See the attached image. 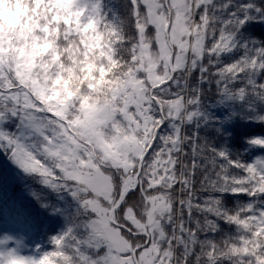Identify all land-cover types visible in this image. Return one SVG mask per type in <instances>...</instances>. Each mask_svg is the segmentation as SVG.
Segmentation results:
<instances>
[{
	"label": "snow or ice",
	"instance_id": "snow-or-ice-1",
	"mask_svg": "<svg viewBox=\"0 0 264 264\" xmlns=\"http://www.w3.org/2000/svg\"><path fill=\"white\" fill-rule=\"evenodd\" d=\"M0 6V264H264V0Z\"/></svg>",
	"mask_w": 264,
	"mask_h": 264
},
{
	"label": "trees",
	"instance_id": "trees-1",
	"mask_svg": "<svg viewBox=\"0 0 264 264\" xmlns=\"http://www.w3.org/2000/svg\"><path fill=\"white\" fill-rule=\"evenodd\" d=\"M264 31V29H258L257 32H261ZM8 166V163L6 160L0 158V186H2L6 181V168ZM9 184V188H12V183L8 182ZM2 191V189H0V192Z\"/></svg>",
	"mask_w": 264,
	"mask_h": 264
},
{
	"label": "rangeland",
	"instance_id": "rangeland-1",
	"mask_svg": "<svg viewBox=\"0 0 264 264\" xmlns=\"http://www.w3.org/2000/svg\"><path fill=\"white\" fill-rule=\"evenodd\" d=\"M0 17H7V18L11 19L12 13L6 11L2 6H0ZM11 177H12V169H11V166L8 165L6 168V181L12 183ZM0 193H2V191Z\"/></svg>",
	"mask_w": 264,
	"mask_h": 264
}]
</instances>
